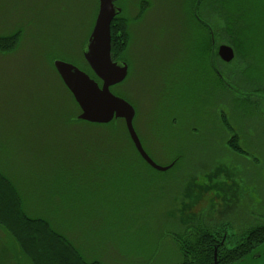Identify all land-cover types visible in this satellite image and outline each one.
Masks as SVG:
<instances>
[{
    "label": "rangeland",
    "instance_id": "obj_1",
    "mask_svg": "<svg viewBox=\"0 0 264 264\" xmlns=\"http://www.w3.org/2000/svg\"><path fill=\"white\" fill-rule=\"evenodd\" d=\"M192 2H116L130 20V40L128 74L111 91L134 107L133 126L153 161L169 165L183 154L159 172L133 151L123 119L106 126L78 120L79 107L53 66L61 60L87 70L83 49L98 0H0V36L21 31L17 47L0 53V171L25 213L47 220L88 262L178 264L173 234L224 222L231 235L242 222L237 211L248 208L240 207L246 195L258 187L264 203V0H227L236 14L206 12L195 20ZM227 16L233 35L223 30ZM196 19L211 26L216 49L221 41L233 48L232 78L212 74L200 47L209 36ZM213 49L219 71L226 64ZM220 112L244 153L228 149ZM236 183L242 196L222 202ZM0 264H29L4 231Z\"/></svg>",
    "mask_w": 264,
    "mask_h": 264
},
{
    "label": "trees",
    "instance_id": "obj_2",
    "mask_svg": "<svg viewBox=\"0 0 264 264\" xmlns=\"http://www.w3.org/2000/svg\"><path fill=\"white\" fill-rule=\"evenodd\" d=\"M144 11L145 8H141V13L138 14V17L141 16ZM122 12L123 10L114 17L110 24V55L113 61H126L125 54L130 40L128 32L130 20L124 17ZM228 14L229 13H227V15ZM226 22L227 32L233 35V32L236 31V28L233 26V19L227 16ZM237 36L240 38L239 35H236V38ZM20 38L21 31L19 30L11 35L0 36V53H9L13 51L17 47ZM241 55L247 58V53L242 51ZM85 64L87 68L85 72L100 84V80L90 70L86 62ZM218 80L221 81V79ZM70 96L72 97L71 94ZM73 102L75 103L74 99ZM75 105L77 104L75 103ZM115 120L120 119H114L108 124L91 125L106 126L112 124ZM222 123L230 129L224 119ZM123 129H125L124 125ZM128 140L138 158L147 167L151 168L139 156L131 140L129 138ZM227 145L234 153L245 152L239 146L238 138H229ZM182 157L183 154L176 157V160L169 169L175 167ZM190 225L185 228V232L178 235L173 234L182 257L178 264H213L214 246L219 244L218 237H215L214 234L215 232H221V230L224 229L223 226H225V223L223 222L221 224L222 227L217 229L211 227L210 224L201 225V223L192 224L195 225L194 228L191 227L189 229ZM0 228L15 240L20 252L27 259L29 264H102L100 261H86L76 246L64 235L55 231L47 220L29 217L25 213L23 202L18 191L1 171ZM245 230H247V233L240 239V243H238L236 247L228 250L222 248L221 245L218 246L216 255L218 264H230L246 255L254 247L264 243V222L256 226L248 227Z\"/></svg>",
    "mask_w": 264,
    "mask_h": 264
},
{
    "label": "water",
    "instance_id": "obj_3",
    "mask_svg": "<svg viewBox=\"0 0 264 264\" xmlns=\"http://www.w3.org/2000/svg\"><path fill=\"white\" fill-rule=\"evenodd\" d=\"M117 0H98V11L83 49V57L100 84L88 73L75 65L61 60L53 61V66L65 87L79 107L78 120L92 124H107L113 119H123L130 140L139 156L154 170L164 172L169 165L157 164L144 150L133 126L134 107L110 88L121 83L127 76L128 65L123 60L113 61L110 55V24L121 8ZM218 55L226 62L234 58L233 48L227 44L218 47ZM214 246L213 264L217 263V248ZM264 252V243L255 247L233 264H256Z\"/></svg>",
    "mask_w": 264,
    "mask_h": 264
},
{
    "label": "flooded vegetation",
    "instance_id": "obj_4",
    "mask_svg": "<svg viewBox=\"0 0 264 264\" xmlns=\"http://www.w3.org/2000/svg\"><path fill=\"white\" fill-rule=\"evenodd\" d=\"M193 1H194V2H192L193 5L191 3V5H192L191 13L194 16V20L196 18V15L199 16L200 14H204L206 12L209 13V14H213V13L214 14H227V13H230L231 11H235L234 13H236V10L230 4V3H234L233 0H229L230 3H229L228 6H227V0H220V1L219 0H214V2H212L211 0H208L207 2L205 0H193ZM116 2H115V5L118 6ZM142 7H146V2L145 1H142ZM195 23L198 24V26L202 30V33H205V34H207L209 36V38H206L207 40H205L203 45L201 44L200 47L203 49L204 53H205L206 50L207 51L209 50L208 51L209 55L207 56V54H206L207 51H206L205 55H206V60H207V62L209 64V67L212 70V74L215 76L216 79L228 80L229 77L232 78L233 74H229L228 75L227 64L229 62H226V61L222 60L220 58V56L218 55V46H217V49H216V47H214L217 44V38H213L212 37V33H211L212 28H211V26L209 24L201 22L199 20H197ZM222 25H221V27H222ZM223 28H224L223 30L226 31L225 32V34H226L227 33L226 23L223 25ZM206 41L208 43V48H206L204 46ZM207 43H206V46H207ZM221 44H225V43L224 42L222 43V41H221ZM212 49L214 51V54H215V52L217 54V56H216L217 58L216 57H214V58H216L218 60V63H219V60H220V62L222 64H226V67H224L223 69L220 68L219 71L217 70V66L215 64L214 59H213V62L210 59V52L212 51ZM217 60H216V63H217ZM236 73H239V71H236ZM223 119L229 125L230 129H228L222 123ZM219 120L221 122L222 128L225 129V131H227L229 133L228 138H238L237 131L233 128V126L229 122V119L227 118V116H226V114L224 112H222V114H221V112L219 113ZM227 147H228V145H227ZM228 149H230V148L228 147ZM237 154H239V153H237ZM239 187L240 186L236 183L235 185L231 184L230 189L223 190V195L224 196L221 199V201L223 202V200H224V202L227 204L229 200L233 201L234 197L240 198V196H242V195H240L239 192H240V190L242 188L239 189ZM252 194H253L252 196L246 195L244 197V199H243V202L240 203V207H241L242 203L243 204L245 203V204L248 205V208H247V210H245V211L243 210L242 212H240L241 210L237 211V215L240 213L239 215L242 218V222L240 223V226H238L237 230H235L231 235L228 233V231L226 229L222 230L221 232H215L214 235H215V237H218V240H219L218 243L222 244L221 245L222 248L230 250V249L236 247V245L238 243H240V239L243 238L244 234L247 233V230H245V229L248 228V227L253 226V225L245 224L246 223L245 221H247L248 218L252 219V221L254 219L258 220V219L264 218V215H262V214L260 215V210L264 209V206H261V205L262 204L264 205V203H263V198H262V195L260 194L259 188L256 187V190L255 191L253 190ZM251 197H254V198L251 199ZM234 215H236V209H234L231 213H229L227 215V217L231 218ZM175 238H176V236H175ZM232 241H233V243H231ZM230 244H232V246H230ZM230 264H233V262L230 263ZM256 264H264V252L260 254L259 260L257 261Z\"/></svg>",
    "mask_w": 264,
    "mask_h": 264
},
{
    "label": "crops",
    "instance_id": "obj_5",
    "mask_svg": "<svg viewBox=\"0 0 264 264\" xmlns=\"http://www.w3.org/2000/svg\"><path fill=\"white\" fill-rule=\"evenodd\" d=\"M2 229V228H1ZM3 229L2 230H0V237L3 239ZM5 232V231H4ZM2 247V246H1Z\"/></svg>",
    "mask_w": 264,
    "mask_h": 264
}]
</instances>
